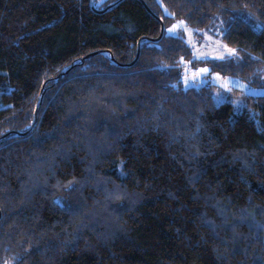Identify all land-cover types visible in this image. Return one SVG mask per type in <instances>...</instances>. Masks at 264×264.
I'll return each instance as SVG.
<instances>
[{"label":"trees","instance_id":"trees-1","mask_svg":"<svg viewBox=\"0 0 264 264\" xmlns=\"http://www.w3.org/2000/svg\"><path fill=\"white\" fill-rule=\"evenodd\" d=\"M142 1L158 43L140 0H0V264H264V94L181 82L264 86V0ZM221 21L223 58L167 33Z\"/></svg>","mask_w":264,"mask_h":264},{"label":"rangeland","instance_id":"rangeland-1","mask_svg":"<svg viewBox=\"0 0 264 264\" xmlns=\"http://www.w3.org/2000/svg\"><path fill=\"white\" fill-rule=\"evenodd\" d=\"M221 23L215 24L207 32H202L191 31L185 27L183 22H177L170 28L174 31L169 32L168 29L167 33L172 35L178 32L182 33L185 43L199 59L223 58L229 51L221 42V35L224 31L223 22L221 21ZM201 69L208 71L201 72ZM181 74L182 86L185 89L202 86L213 87V98L216 103L231 102L237 113L243 106V97L264 94L262 84L253 86L239 77L222 76L213 71L209 65L199 67L184 65ZM225 81L229 82L227 87H224Z\"/></svg>","mask_w":264,"mask_h":264},{"label":"water","instance_id":"water-1","mask_svg":"<svg viewBox=\"0 0 264 264\" xmlns=\"http://www.w3.org/2000/svg\"><path fill=\"white\" fill-rule=\"evenodd\" d=\"M94 1H95V0H90V7H91V9H92V11H93L94 13L100 15V14H104V13H106L107 11L110 10V8H111L112 6H116V5H118V4H120L121 2H123L124 0H117L115 3L111 4V5L108 6L106 9H103V10H101V11H97V10L94 9V7H93ZM140 2H141L142 5L144 6V8L147 10V12H148L152 17H154L157 21H159L160 24H161V31H160V35H159V37H157V38H155V39L143 38L142 40H143V41H146V42H148V43H158V42L161 41V39H162L163 36H164V30H165V28H164L163 22H162V20H161L158 16H156V15H155V14H154V13L148 8V7H147V5H146L142 0H140ZM102 54L109 55L108 53H105L104 51H96V52H93V53L87 55V56L84 57L83 59H81L80 63H78V64L75 65V66H78V65L83 64L84 61L87 60V59H89V58H92V57L97 56V55H102ZM139 56H140V43L138 44V50H137L136 56H135V58L133 59V61H132L131 63H129V64H119V63H117V62L112 58V56H110V60H111V62H112L113 65H117L119 68H124V69H126V68H131V67H133V66L136 64V62L138 61ZM75 66H71V67L69 68V70L73 69ZM69 70H68V71H69ZM68 71H67V72H68ZM64 74H66V73H64ZM40 106H41V100H39V103H38V105H37V107H36V110H35V112H34V120H33V123H32V125H31V127H30L26 132H24V133H16V135H17L18 137H24V136H27V135H28V134H29V133L35 128V126H36V124H37V118H38V112H39ZM0 219H1V213H0Z\"/></svg>","mask_w":264,"mask_h":264},{"label":"snow or ice","instance_id":"snow-or-ice-1","mask_svg":"<svg viewBox=\"0 0 264 264\" xmlns=\"http://www.w3.org/2000/svg\"><path fill=\"white\" fill-rule=\"evenodd\" d=\"M172 31H174V29H169V32H172ZM200 71H201V72H207L208 70H207V69H201ZM186 82H187V80H186ZM228 83H229V82L225 81L224 87H227V84H228Z\"/></svg>","mask_w":264,"mask_h":264}]
</instances>
